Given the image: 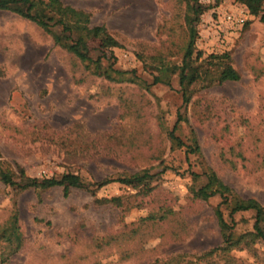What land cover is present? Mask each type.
<instances>
[{
    "label": "rangeland",
    "instance_id": "obj_1",
    "mask_svg": "<svg viewBox=\"0 0 264 264\" xmlns=\"http://www.w3.org/2000/svg\"><path fill=\"white\" fill-rule=\"evenodd\" d=\"M61 1L119 46L88 38L91 57L114 56L97 68L0 10V159L31 177L95 182L144 169L152 177L67 193L0 181V264H264L258 239L206 256L222 243L214 214L221 198L193 195L212 170L238 198L264 207L262 12L241 0H199L193 53L183 62L193 17L186 0ZM240 12L242 23L227 18ZM226 66L238 80L219 81ZM175 123L183 145L169 136ZM233 219L234 237L251 241L253 212Z\"/></svg>",
    "mask_w": 264,
    "mask_h": 264
},
{
    "label": "trees",
    "instance_id": "obj_2",
    "mask_svg": "<svg viewBox=\"0 0 264 264\" xmlns=\"http://www.w3.org/2000/svg\"><path fill=\"white\" fill-rule=\"evenodd\" d=\"M186 1L190 5V10L193 12V17H191V28L182 59L183 62L184 59L191 56L193 53L195 41V24L199 15L203 12V6L199 0ZM241 1L246 4V8H248L250 13L258 14L259 11H261V18L264 20V7H262L263 0ZM0 10L11 11L22 18L36 23L44 30L46 29L47 32H50L54 42L64 46L69 52L78 58L79 61L95 64L97 68H99L98 64L102 58L105 57L109 60L110 58H114V56H112L113 54L109 50V55L106 53L105 55L103 54L96 57V59L91 57L87 46V39L90 37H97L100 38L106 47L119 46L118 42L106 30L105 26L90 25V17L87 12L65 4L61 0H0ZM55 27H57V31L53 30ZM111 66L112 63H110L109 68H111ZM113 70L117 73L123 72L116 69ZM180 70V84H183L185 79L184 65L180 67ZM193 78H195V75L192 74V77L189 79L193 80ZM218 79L220 82L227 80L235 81L239 79V74L230 66H226L221 70ZM161 81L163 82L161 77L155 76L153 83ZM166 84L169 83L166 82ZM182 92L185 96V92ZM184 101H186L185 98ZM176 124L177 123H175L173 128L170 130L169 136L172 140L176 141L178 145H183L184 143L180 141L176 135H174ZM195 148L197 149V147ZM200 175L193 173L192 177L197 178ZM202 175L205 177V181L193 191V195L199 199H208L214 195H218L221 198L216 207H214V214L216 216L222 236V243L220 246H216L208 250L205 253L206 256L211 257L221 253L227 254L232 248L239 246V244L247 247L256 239L264 242V207H262V205L253 198H238L234 194L233 190L220 178H218V176L212 170L205 171L202 173ZM150 177H152V174L148 173L147 169H144L140 172L137 171L131 173L128 176H123L116 179L107 178L95 182H86L78 175L73 173H64L59 177H31L26 175L24 169L21 166L16 164L14 170L11 169L4 160L0 159V181L11 187L19 189H47L55 186H61L63 187L64 193H67L68 189L71 187L92 191L111 181H118L126 185L139 186ZM223 206H225L224 208H228L227 215L229 220L224 217L223 208H221ZM249 209L253 212V224L252 230L248 231L245 234V237H249L251 241L241 240L239 239L241 238L240 236L239 238H235L233 224L235 221L233 219V215L239 211H248ZM16 239H19L18 235L15 236V240ZM19 241L20 239L18 240V243ZM184 264H188V261H185Z\"/></svg>",
    "mask_w": 264,
    "mask_h": 264
},
{
    "label": "built area",
    "instance_id": "obj_3",
    "mask_svg": "<svg viewBox=\"0 0 264 264\" xmlns=\"http://www.w3.org/2000/svg\"><path fill=\"white\" fill-rule=\"evenodd\" d=\"M227 18L232 20L234 23H242L245 19V15L240 12L235 16L228 15Z\"/></svg>",
    "mask_w": 264,
    "mask_h": 264
}]
</instances>
